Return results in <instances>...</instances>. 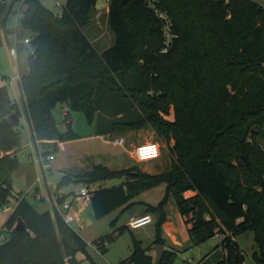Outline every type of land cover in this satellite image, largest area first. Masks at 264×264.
<instances>
[{"label":"trees","instance_id":"16d2710c","mask_svg":"<svg viewBox=\"0 0 264 264\" xmlns=\"http://www.w3.org/2000/svg\"><path fill=\"white\" fill-rule=\"evenodd\" d=\"M95 4L66 0L55 13L41 0H22L19 10L20 0H0V45L12 31L9 16L17 12V25L34 33L28 71L19 78L32 138L56 145L80 137L69 126L60 130L52 116V108L65 103L66 114H85L95 135L151 129L172 157L160 173L94 164L63 174L56 188L124 176L121 184L90 195L92 215L101 218L165 183L159 203L143 212L160 211L156 237L148 246L134 239L127 264H173V250L163 249L157 263L151 254L152 244L165 245L160 231L170 196L190 223L193 242L223 234L215 264L243 263L236 235L248 229L256 244L252 258L264 264V6L255 0H109L114 43L98 51L83 31ZM19 124L17 103L0 85V205L13 193ZM189 190L193 194L185 196ZM15 194L3 223L8 237L1 240L0 232V264H77L75 254L87 253L88 242L53 207L39 210L26 195ZM19 218L24 229L15 228ZM110 237L89 244L101 251Z\"/></svg>","mask_w":264,"mask_h":264},{"label":"rangeland","instance_id":"374dc122","mask_svg":"<svg viewBox=\"0 0 264 264\" xmlns=\"http://www.w3.org/2000/svg\"><path fill=\"white\" fill-rule=\"evenodd\" d=\"M42 3L55 13L61 11L62 5L66 0H41ZM264 6V0H255ZM109 0H96L95 11L98 22H92L84 27L83 31L88 39L95 38L93 45L98 51L111 46L114 43V36L107 23V6ZM10 26L14 24L13 15L9 16ZM34 33L26 28L17 25L16 35L9 32L6 39L2 36V44L0 45V75H6L9 78L22 75L28 71V57L32 53L34 46L31 42H24V38H32ZM9 45L16 47V59H14L9 51ZM0 85L3 82L0 81ZM12 99H17V106L20 110V138L21 147L17 150L18 167L10 174V183L13 193L8 197L7 201L0 205V232L1 240L8 237L3 231V223L10 211L16 204L15 193L18 196L26 195L39 210L51 209V205L47 200L49 195L46 181L52 189H55L57 183L63 174L75 175L90 169L94 164H103L109 169L117 170L136 166L144 172L160 173L167 170L170 166L171 153L166 143L157 138L153 131L149 128H140L137 130H128L123 133H114L113 135L98 136L94 134L93 123L87 121L85 114L80 111H70L65 103H57L52 108V116L60 130H66L68 126L78 133L80 137L63 141V148L56 147L52 142L47 145L40 144L42 150L48 149L54 155V159L50 162V169L47 171L46 180L39 162L29 160L30 154H36L35 147L29 145L30 132L29 125L25 118L22 104L19 103L18 83L7 85ZM171 117V116H169ZM66 119L69 121L66 122ZM114 137H121L122 144L113 143ZM157 142L160 146V156L157 158L138 161L132 156L133 147L142 142ZM247 156V155H246ZM249 163V159L247 156ZM40 177L41 181L37 182L36 178ZM124 176L113 175L102 180H96L93 185L98 187H110L112 185L121 184ZM79 183H68L60 187L63 192L77 191ZM36 187L40 189V193L45 196L44 199H36L33 191ZM165 183L154 185L150 188L142 190L136 194L128 204L113 209L101 218H95L92 215L89 203L78 211L79 222H72L73 228L78 234L88 242L87 253L78 251L75 254L77 264H127L123 262L132 252L134 239L139 240L143 246H148L156 237L157 221L160 216L159 210L149 211L151 221L137 228H131L127 225V221L132 214H139L147 210L148 205L156 206L164 196ZM193 194L189 190L184 192L185 196ZM82 200V198H81ZM84 200H82L83 202ZM80 205L73 203V210H77ZM166 213V221L161 225L160 236L168 249L174 251L173 264H215V261L221 257L219 249L223 234H215L206 238L201 242H193L187 233L189 222H185V218L179 213L174 198L170 196L164 205ZM81 224V226L79 225ZM106 234H111L108 239L107 247L104 250L96 251L89 244L93 239ZM236 241L243 254L242 264H257L252 258V252L256 249L254 241V233L251 229L245 230L236 235ZM152 244L151 254L154 256ZM217 249L213 255L205 259ZM69 264V263H68Z\"/></svg>","mask_w":264,"mask_h":264},{"label":"built area","instance_id":"2783aa9c","mask_svg":"<svg viewBox=\"0 0 264 264\" xmlns=\"http://www.w3.org/2000/svg\"><path fill=\"white\" fill-rule=\"evenodd\" d=\"M21 1L22 0H20V5L18 7V10L21 7ZM160 15L162 16V14ZM17 18H18V12L15 14L16 21ZM24 42H30L29 38L25 37ZM9 51L11 56L14 59H16V47L15 46L10 47ZM19 78L20 76L17 75L15 76V78H13V80L17 79L19 82ZM0 81L3 82V85H8V84L10 85L12 83V80L3 78L2 76H0ZM120 138L121 137H114L112 139L113 143L122 144ZM150 144L157 145V151L159 154L155 158L159 157L160 156L159 144L157 142H150V141L142 142L135 145L132 150V156L138 161L153 159V158L142 159L138 151V149ZM29 145H33L35 147L36 154H30L28 158L30 161L40 163L44 173V179L46 180V174L47 171L50 169V162L54 159V155L51 152L44 153V150H42V148L40 147V140L38 139H32ZM61 147L62 146H60V148ZM36 181L37 182L41 181V178L37 177ZM46 185L49 191V195L47 196L48 202L50 203L51 207H53L61 215L63 221L70 226H72L73 221L78 220V211L81 209L79 206L77 210H73V203L78 202L81 198L85 200L89 199L90 195L96 190L93 183H81L77 191H70L67 193L61 191L60 188L57 189L55 187V189H52V187L50 186V184L47 183V181H46ZM32 194H34V197H36V199L42 200L45 198V196L40 193V189L38 187H36V190H34ZM14 196L17 197L16 194H14ZM150 221H151V215L143 213V214L131 216L127 221V225L131 228H137L149 223ZM107 244H108L107 241H104L102 243L103 246H107ZM92 246L95 248L96 251H99V248H97L95 245Z\"/></svg>","mask_w":264,"mask_h":264},{"label":"crops","instance_id":"0c3cea01","mask_svg":"<svg viewBox=\"0 0 264 264\" xmlns=\"http://www.w3.org/2000/svg\"><path fill=\"white\" fill-rule=\"evenodd\" d=\"M107 12H108V6H107V10H106V14H107ZM98 17H99V15H97V13L96 12H94L93 13V16H92V22H98ZM10 20V19H9ZM9 20H8V22H9ZM13 21H14V24L12 25V26H10V23H8V25H9V27H11L12 28V31L11 32H13V34L14 35H16V33H17V23H16V20H15V18L13 17ZM87 27V26H86ZM5 40H6V42H7V44H10L9 42V39H6V37H5ZM91 42H92V44H93V42H94V40H95V38H93V39H89ZM10 47H12V46H10L9 45V48ZM4 75V74H3ZM3 75H0V76H3ZM18 75V74H17ZM16 75V76H17ZM6 76V75H5ZM18 76H20V75H18ZM13 78H15V76L13 77ZM13 78L11 79V78H9V77H7L6 79H10V80H12V83L10 84V85H13L16 81H17V83H18V93H19V96H18V98H19V103H21L22 104V94H21V90H20V87H19V82H18V80L17 79H14L13 80ZM14 101L17 103V99H14ZM22 107V106H21ZM64 114H66V112L64 111ZM66 122L68 123L69 121L66 119ZM27 124H28V122H27ZM29 125V124H28ZM29 132H30V138H31V140L33 139L32 138V135H31V130H30V127H29ZM98 136H103V135H98ZM31 140H30V142H31ZM49 142H52V140H50ZM30 144V143H29ZM57 146H62L61 148H63V141H57V145H56V147ZM21 147V146H20ZM82 200H84L83 202H82ZM80 199L77 203L80 205V208H83V206L86 204V202H88L89 203V200L87 199V200H85V199ZM143 212H145V211H143ZM143 212H141V213H139V214H142ZM139 214H132V215H130V217L131 216H135V215H139ZM129 217V218H130ZM77 222H79V217H78V220H77ZM80 226H81V224H79ZM165 248H168V247H166V245H163V249H165ZM154 250V249H153ZM154 256H155V253H154Z\"/></svg>","mask_w":264,"mask_h":264},{"label":"water","instance_id":"95a60500","mask_svg":"<svg viewBox=\"0 0 264 264\" xmlns=\"http://www.w3.org/2000/svg\"><path fill=\"white\" fill-rule=\"evenodd\" d=\"M153 94H154V92H153ZM160 95L162 96L163 94H160ZM241 157L243 158L244 162L246 164H248V160H247L246 154H242ZM15 228L16 229H24L25 228L24 222L22 221L21 218H19L17 220V222L15 224ZM153 249H154V252H155L154 262L157 263L158 260L161 257L162 252H163V244H154Z\"/></svg>","mask_w":264,"mask_h":264},{"label":"clouds","instance_id":"9594fccd","mask_svg":"<svg viewBox=\"0 0 264 264\" xmlns=\"http://www.w3.org/2000/svg\"><path fill=\"white\" fill-rule=\"evenodd\" d=\"M142 149H147L148 151L146 153H144V155L147 156V158H155L156 156H158V151H157V145L155 144H150V145H146L140 149H138L140 156L142 158V154H141V150ZM143 159V158H142Z\"/></svg>","mask_w":264,"mask_h":264},{"label":"snow or ice","instance_id":"6c2138e0","mask_svg":"<svg viewBox=\"0 0 264 264\" xmlns=\"http://www.w3.org/2000/svg\"><path fill=\"white\" fill-rule=\"evenodd\" d=\"M147 151H148L147 149H142L141 150L142 158H147V156L144 155V153H146Z\"/></svg>","mask_w":264,"mask_h":264}]
</instances>
